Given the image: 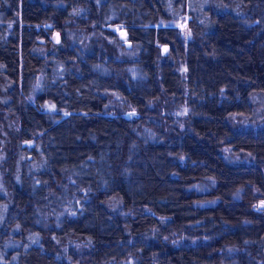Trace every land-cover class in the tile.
I'll list each match as a JSON object with an SVG mask.
<instances>
[{
	"label": "trees",
	"instance_id": "trees-1",
	"mask_svg": "<svg viewBox=\"0 0 264 264\" xmlns=\"http://www.w3.org/2000/svg\"><path fill=\"white\" fill-rule=\"evenodd\" d=\"M210 3L188 45L153 24L193 0H0V264H264V0Z\"/></svg>",
	"mask_w": 264,
	"mask_h": 264
},
{
	"label": "rangeland",
	"instance_id": "rangeland-1",
	"mask_svg": "<svg viewBox=\"0 0 264 264\" xmlns=\"http://www.w3.org/2000/svg\"><path fill=\"white\" fill-rule=\"evenodd\" d=\"M99 1H102V0H99ZM197 2H198V0H193V5H195L196 8H197V5L200 4V1L198 3ZM207 4H209L210 7L211 6L215 7V5H217V3H210V0H209V3H207ZM207 4H205V5L201 4L204 7L202 8V10L200 8V11L197 8L195 10L196 14H194V15L190 11H187V12L179 15L178 18H176V19L161 16L160 19L157 20L156 23H154L153 25H155L157 27H173L175 29L176 35H178L181 40H183L186 44L189 45L193 40H195V39L198 40L196 38V36L198 35L197 27L194 26L191 23V21L195 19L201 25L206 20L207 17L205 16V13H202L201 11H203V9L205 7H209ZM16 8H17V6H16ZM16 8H14V9H16ZM189 10H190V8H189ZM83 11H85V8L79 7L78 12L76 14H81ZM207 12H209V11H207ZM15 13H16V11H15ZM71 21L72 20H69V21H67V23H69ZM182 25L184 27H182ZM39 27L41 28V26H39ZM43 27L53 29L50 34L44 32L43 35L38 37L39 41L44 40V42H41V44L43 46H45V49L41 48V47L40 48L44 49L45 52H49L55 48L53 46L54 44L52 45L51 43H59V41L62 40V37L64 35V31H63L64 28H58L53 23H46L45 25H43ZM99 29L105 30L107 34L116 33L118 36V44L120 47H121V45L125 46L124 45L125 41L131 40L130 35L128 33V30L123 26H119L116 24H111V25L103 24V25H100ZM96 31L98 32L99 30L98 29L92 30L94 37L97 34V33H95ZM186 33H190V34L186 35ZM206 33L207 32L205 31L203 33V35ZM201 34H202V32H201ZM70 36L73 38L74 42H76V41L81 42V41H79L80 39H79V36L77 35V33L72 32V34ZM82 39H83L82 42L84 43V40L86 42H88L90 37L89 36L87 37V35H85V38H82ZM92 44H93V42H91V46H92ZM159 45L161 47L162 54L167 55L171 49L170 45L162 44V43H160ZM140 49H141V47H139L135 42H133V46L131 48H126V50H128V51L124 50L122 53H123V55L128 54V56H134V55H137V53L139 51H141ZM165 49H167V51H165ZM92 51H95V50L92 49ZM185 68H186V65L182 64L181 69H185ZM255 100L258 103L255 101L253 103L252 107L249 108L251 111V112H249V115L248 114H238L237 112H235L231 115V120H232V122H234V124L236 126L241 127V128H250L252 126H256V125L258 126V125H261L262 123H264V95L257 94L255 96ZM186 108L189 109V107H186ZM3 140H4L3 138H0V189H2L5 192V189H6L5 181L10 179L7 176L4 177L5 167H6V165H8V161L10 160V158L13 157L15 154H17L16 153L17 151L14 148L13 149L11 148L10 150L7 149L8 147L4 148ZM34 143L35 142L31 141V140H23L21 142V147L33 146ZM19 156H21V160L18 162V164L21 168H23V166L26 162V160L24 161V159L27 156H25L23 158L22 153H20ZM28 156L30 158H32L31 154ZM224 156L226 157V159H228L229 161H232V162H236V161H239L242 159L241 154H239L237 152L234 153L232 147L226 149ZM17 171H16V177L15 178H17V180H18V177H19L18 174L19 173H17ZM5 207H6V205H5ZM260 208H262V207H260ZM0 210H4V209L1 208ZM0 215L2 216L1 213H0Z\"/></svg>",
	"mask_w": 264,
	"mask_h": 264
},
{
	"label": "snow or ice",
	"instance_id": "snow-or-ice-1",
	"mask_svg": "<svg viewBox=\"0 0 264 264\" xmlns=\"http://www.w3.org/2000/svg\"><path fill=\"white\" fill-rule=\"evenodd\" d=\"M182 27H184L183 25H182ZM187 34H190V33H186V35ZM123 35V34H122ZM165 51H167V49H165ZM49 107L50 108H54L55 106L54 105H49ZM186 111V110H185ZM135 114V110H133V112L132 113H130L129 115H134ZM257 207H264V201H262L261 202V205H259V206H257Z\"/></svg>",
	"mask_w": 264,
	"mask_h": 264
},
{
	"label": "water",
	"instance_id": "water-1",
	"mask_svg": "<svg viewBox=\"0 0 264 264\" xmlns=\"http://www.w3.org/2000/svg\"><path fill=\"white\" fill-rule=\"evenodd\" d=\"M40 42H44V40H40ZM124 45L127 47V48H131L133 46V42L131 40L129 41H125L124 42Z\"/></svg>",
	"mask_w": 264,
	"mask_h": 264
}]
</instances>
